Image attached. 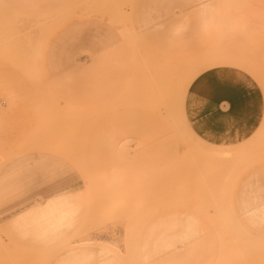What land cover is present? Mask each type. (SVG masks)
<instances>
[{"label":"rangeland","instance_id":"rangeland-1","mask_svg":"<svg viewBox=\"0 0 264 264\" xmlns=\"http://www.w3.org/2000/svg\"><path fill=\"white\" fill-rule=\"evenodd\" d=\"M0 19V264H187L192 213L222 229L206 264H264V0H0ZM231 111L251 130L199 124Z\"/></svg>","mask_w":264,"mask_h":264},{"label":"crops","instance_id":"crops-1","mask_svg":"<svg viewBox=\"0 0 264 264\" xmlns=\"http://www.w3.org/2000/svg\"><path fill=\"white\" fill-rule=\"evenodd\" d=\"M220 64V63H216ZM211 66V64H209ZM241 81V80H240ZM242 82V81H241ZM225 86V85H224ZM236 90V88H235ZM225 96V95H224ZM238 111L245 112V114H249L248 110H246V106L243 107H237ZM245 109V111H244ZM243 115H234V111L231 112H225V113H208L205 116H203L199 122L201 128H207V125H211V123L215 120H225L227 123L232 124L236 129H239L240 135L245 134L248 130H251L254 123L248 122L249 118L247 116ZM249 117V115H248ZM256 119V117H255ZM232 128V127H231ZM211 132V131H210ZM210 132H205V134H211ZM238 133V134H239ZM82 161V159H81ZM80 167L84 169L83 161L80 162ZM206 215H202L201 221L199 222L197 219L195 221L194 215L192 213L191 218V224L194 225L195 223L200 224L201 228L192 229V237L188 234L187 241L185 242V263L187 264H206L207 262V255L210 253V256H213V254H216L217 258H219L222 254L221 249H215L214 244H217L220 246V242L222 240V229L215 228L213 233L211 234V244L206 241L207 236L203 232V226L206 225L207 221Z\"/></svg>","mask_w":264,"mask_h":264},{"label":"bare ground","instance_id":"bare-ground-1","mask_svg":"<svg viewBox=\"0 0 264 264\" xmlns=\"http://www.w3.org/2000/svg\"><path fill=\"white\" fill-rule=\"evenodd\" d=\"M110 1H111V0H110ZM111 6H112V5H111ZM65 12H66V11H65ZM70 12H71V11H70ZM0 20H1V19H0ZM4 21H5V20H4ZM13 21H14V20H13ZM247 23H248V22H247ZM5 25H6V24H5ZM14 27H15V26H14ZM247 28H248V27H247ZM15 29H16V28H15ZM241 29H242V28H241ZM13 32H14V31H13ZM20 33H21V32H20ZM11 34H13V33H11ZM11 34H10V35H11ZM14 34H15V33H14ZM22 34H23V33H22ZM8 35H9V34H8ZM1 36H2V35H1ZM19 36H20V35H19ZM3 37H4V36H3ZM7 38H8V37H7ZM10 38H11V37H10ZM10 38H9V39H10ZM18 39H19V38H18ZM25 39H26V38H25ZM6 40H7V39H6ZM10 40H11V39H10ZM5 42H6V41H5ZM7 42H8V41H7ZM9 43H10V42H9ZM17 43H18V42H17ZM0 45H1V44H0ZM18 47H19V46H18ZM3 49H4V47H3ZM8 49H9V48H8ZM1 51H2V50H1ZM2 52H3V51H2ZM8 53H9V51H8ZM14 54H15V53H14ZM9 55H10V54H9ZM7 56H8V55H7ZM17 57H18V56H17ZM218 57H219L220 59H218ZM223 57H224V58L226 57V58H225L226 60H224ZM223 57H222V55H220V56L218 55V56L215 58L216 61L213 59V60H214L213 63H223V62H224V63H227V64H229V63L232 64V62H234L233 64H235V65H237V64L239 65V64H240L241 67L244 68L245 70H247V71H249V72L251 71L250 73H254V72H255V71H254L255 69H254V67L252 66L253 64L251 65V63L248 62V61H246L245 58H244V61H242L243 58L241 57L242 59H240V56H237L238 58L232 56L233 59L231 58V56H228V57H227V56H223ZM229 57H230V59H229ZM10 58H11V56H10ZM12 59H14V58H12ZM217 59H218V61H217ZM213 60H212V61H213ZM220 60H221V61H220ZM223 60H224V61H223ZM18 61H19V60H18ZM247 62H248V63H247ZM213 63H211V64H213ZM236 63H237V64H236ZM240 65H239V66H240ZM252 69H254V70L252 71ZM81 162H82V161H81ZM205 201H206V200H205ZM205 204H206V203H205ZM210 204H211V203H210ZM105 224H106V223H105ZM218 228H219V229L221 228L219 224H218Z\"/></svg>","mask_w":264,"mask_h":264}]
</instances>
